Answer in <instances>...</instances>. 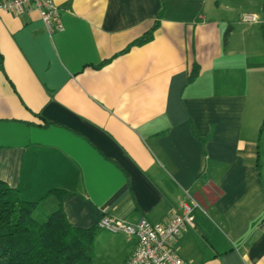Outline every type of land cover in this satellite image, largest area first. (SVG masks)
Segmentation results:
<instances>
[{
    "label": "crops",
    "instance_id": "0c3cea01",
    "mask_svg": "<svg viewBox=\"0 0 264 264\" xmlns=\"http://www.w3.org/2000/svg\"><path fill=\"white\" fill-rule=\"evenodd\" d=\"M52 1L62 31L0 10V180L39 221L63 190L79 228L165 225L195 202L186 263L264 264V0ZM136 245L99 230L93 263Z\"/></svg>",
    "mask_w": 264,
    "mask_h": 264
},
{
    "label": "trees",
    "instance_id": "16d2710c",
    "mask_svg": "<svg viewBox=\"0 0 264 264\" xmlns=\"http://www.w3.org/2000/svg\"><path fill=\"white\" fill-rule=\"evenodd\" d=\"M158 26L159 22L155 21L126 50L151 41ZM197 73L198 67L194 64L189 81ZM50 193L58 198V208L39 221L34 217L37 203L23 200L16 189L0 180V264H94V238L100 229L71 225L63 209L65 192L52 190Z\"/></svg>",
    "mask_w": 264,
    "mask_h": 264
},
{
    "label": "built area",
    "instance_id": "2783aa9c",
    "mask_svg": "<svg viewBox=\"0 0 264 264\" xmlns=\"http://www.w3.org/2000/svg\"><path fill=\"white\" fill-rule=\"evenodd\" d=\"M25 9L36 10L50 33L63 30L58 8L52 0H0L2 11L21 13ZM241 21L253 24L258 23V18L246 13L242 15ZM195 207H198L195 202L191 206L183 205L181 212L174 214L165 225L154 224L146 219L129 224L106 216L96 226L112 234L136 237V248L124 264H188L176 252L175 242L188 227L193 226L191 213Z\"/></svg>",
    "mask_w": 264,
    "mask_h": 264
}]
</instances>
